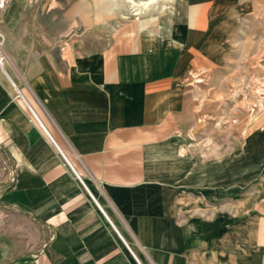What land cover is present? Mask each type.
<instances>
[{
  "label": "crops",
  "instance_id": "crops-1",
  "mask_svg": "<svg viewBox=\"0 0 264 264\" xmlns=\"http://www.w3.org/2000/svg\"><path fill=\"white\" fill-rule=\"evenodd\" d=\"M167 1L1 9L0 264H264V110L198 132L190 77L229 57L234 0Z\"/></svg>",
  "mask_w": 264,
  "mask_h": 264
},
{
  "label": "rangeland",
  "instance_id": "rangeland-1",
  "mask_svg": "<svg viewBox=\"0 0 264 264\" xmlns=\"http://www.w3.org/2000/svg\"><path fill=\"white\" fill-rule=\"evenodd\" d=\"M168 6L169 13L173 12L172 0L168 2ZM221 6L224 5L220 3L218 12L222 20H218L215 28L226 32L224 42L227 43L229 57L224 56L215 72L214 69L202 73L197 70L190 76L203 88L204 117L198 124V132L204 131L202 128L206 124L205 127H213L217 133L225 134L232 127L241 128L242 120L246 117L247 120L251 118L253 129L260 112L264 110V0H234L231 8L234 11L230 14L227 13L226 5L222 8ZM230 20L233 24L228 25ZM2 49L3 39L0 36V54L3 55ZM207 136L203 134L197 139L193 136L187 139L188 144L200 145L198 149L204 159L212 158L216 154L212 144L205 139ZM220 141L221 138L217 140ZM257 202L255 200L252 203L255 205ZM4 234L5 238H9V232L4 229L3 218L0 217V244Z\"/></svg>",
  "mask_w": 264,
  "mask_h": 264
},
{
  "label": "built area",
  "instance_id": "built-area-1",
  "mask_svg": "<svg viewBox=\"0 0 264 264\" xmlns=\"http://www.w3.org/2000/svg\"><path fill=\"white\" fill-rule=\"evenodd\" d=\"M5 4H6V0H0V10L1 9H3V7L5 6ZM4 56L2 55V54H0V64H3L4 63ZM62 155H63V157L66 159V161L68 162V163H70L69 162V160H68V158L66 157V155L62 152ZM114 226V225H113ZM114 228H115V226H114ZM115 230L117 231V229L115 228ZM118 234H120V233H118ZM127 244V243H126ZM127 246H128V248L130 249V251L133 253V251L131 250V248L129 247V245L127 244ZM133 255L135 256V258L137 259V257H136V255L133 253Z\"/></svg>",
  "mask_w": 264,
  "mask_h": 264
}]
</instances>
